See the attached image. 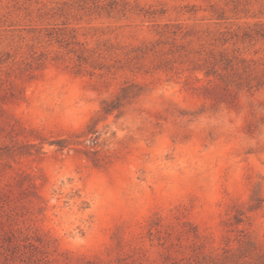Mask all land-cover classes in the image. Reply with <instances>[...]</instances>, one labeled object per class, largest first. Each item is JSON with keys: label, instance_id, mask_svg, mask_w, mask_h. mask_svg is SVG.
Instances as JSON below:
<instances>
[{"label": "rangeland", "instance_id": "374dc122", "mask_svg": "<svg viewBox=\"0 0 264 264\" xmlns=\"http://www.w3.org/2000/svg\"><path fill=\"white\" fill-rule=\"evenodd\" d=\"M0 264H264V0H0Z\"/></svg>", "mask_w": 264, "mask_h": 264}, {"label": "trees", "instance_id": "16d2710c", "mask_svg": "<svg viewBox=\"0 0 264 264\" xmlns=\"http://www.w3.org/2000/svg\"><path fill=\"white\" fill-rule=\"evenodd\" d=\"M126 92H127L126 87L121 89V93H124V94H122L124 97L128 96ZM133 94H135V93H133ZM117 100H119L118 97L114 102H111L110 104L105 105L104 110L106 113L119 106V102Z\"/></svg>", "mask_w": 264, "mask_h": 264}]
</instances>
